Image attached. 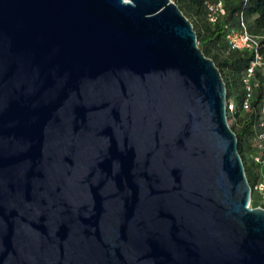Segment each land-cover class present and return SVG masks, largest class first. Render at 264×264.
Listing matches in <instances>:
<instances>
[{"label": "water", "instance_id": "obj_1", "mask_svg": "<svg viewBox=\"0 0 264 264\" xmlns=\"http://www.w3.org/2000/svg\"><path fill=\"white\" fill-rule=\"evenodd\" d=\"M227 96L174 0H0V264H264Z\"/></svg>", "mask_w": 264, "mask_h": 264}, {"label": "trees", "instance_id": "obj_2", "mask_svg": "<svg viewBox=\"0 0 264 264\" xmlns=\"http://www.w3.org/2000/svg\"><path fill=\"white\" fill-rule=\"evenodd\" d=\"M192 20L198 36V45L204 53L218 65L223 78L227 81L228 99L235 102L234 113L228 112V120L233 118L231 126L238 141V151L241 154L249 183L252 186L251 204L264 206V192L261 194L255 185L264 174V164L255 160L260 155L264 160V150L256 144L259 133V117L264 107L261 84L253 88L250 110L241 108L245 99V87L242 75L249 65L251 54L247 50L231 48L225 41L227 26H237L240 14L247 21L250 32L264 34V0H224L226 13L211 22L207 17V1L211 0H174Z\"/></svg>", "mask_w": 264, "mask_h": 264}, {"label": "built area", "instance_id": "obj_3", "mask_svg": "<svg viewBox=\"0 0 264 264\" xmlns=\"http://www.w3.org/2000/svg\"><path fill=\"white\" fill-rule=\"evenodd\" d=\"M207 17L211 22L218 19L220 15L226 13L224 0L207 1ZM225 41L231 48L245 49L251 54L249 65L244 70L242 75L245 87V99L242 102L241 108L243 110H250L251 99L253 97V88L261 84V92H263L264 101V34H254L250 32L247 26V21L243 14H240V20L237 26H227L225 31ZM235 102L227 98V114L234 113L236 110ZM259 133L256 135V144L260 149L264 150V107L262 108L259 117ZM255 160L263 162L260 155L254 156ZM261 194L264 192V174L255 185ZM251 204V201H250ZM261 206V205H258Z\"/></svg>", "mask_w": 264, "mask_h": 264}, {"label": "rangeland", "instance_id": "obj_4", "mask_svg": "<svg viewBox=\"0 0 264 264\" xmlns=\"http://www.w3.org/2000/svg\"><path fill=\"white\" fill-rule=\"evenodd\" d=\"M229 121V123L231 122V121H233V118H231L230 120H228ZM252 205V204H251ZM253 206V205H252Z\"/></svg>", "mask_w": 264, "mask_h": 264}]
</instances>
